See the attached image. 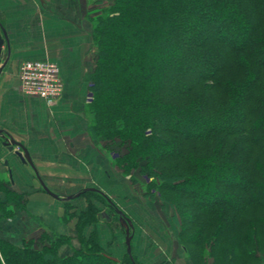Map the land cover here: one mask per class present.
Listing matches in <instances>:
<instances>
[{
    "label": "trees",
    "instance_id": "1",
    "mask_svg": "<svg viewBox=\"0 0 264 264\" xmlns=\"http://www.w3.org/2000/svg\"><path fill=\"white\" fill-rule=\"evenodd\" d=\"M198 1L202 9H191L194 0H114L107 14L93 21L98 60L86 76L93 94L90 138L118 139L126 149L119 165L156 178L162 193L179 195L171 203L180 216L182 209L192 210L182 235L202 257L212 255L218 264L259 262L264 260V0ZM198 15L196 24L185 25ZM216 17L223 24L213 23ZM239 23L248 29L230 33ZM190 185L217 187V199L183 203L184 191H193ZM88 193L115 209L100 192ZM250 207L263 214L252 211L247 218ZM84 257L118 264L87 249L75 258L60 257L45 237L22 246L0 238V264H82Z\"/></svg>",
    "mask_w": 264,
    "mask_h": 264
},
{
    "label": "crops",
    "instance_id": "2",
    "mask_svg": "<svg viewBox=\"0 0 264 264\" xmlns=\"http://www.w3.org/2000/svg\"><path fill=\"white\" fill-rule=\"evenodd\" d=\"M81 3L82 0H0V29L7 37L0 53V131L26 148L34 167L22 163L16 155L17 146L9 150L0 135V174L7 173L13 190L29 194L28 210L39 215L47 226L50 222L59 225V203L64 202L59 188L68 192L66 197L85 189L104 193L105 180L117 177L105 154L86 132L85 74L89 71L92 23L82 15ZM35 60L51 61L60 71L62 93L50 108L43 100L27 97L19 90L20 64ZM37 175L59 199L43 190ZM102 233L100 229L104 245L108 238L104 239ZM133 236L131 232V241Z\"/></svg>",
    "mask_w": 264,
    "mask_h": 264
},
{
    "label": "rangeland",
    "instance_id": "3",
    "mask_svg": "<svg viewBox=\"0 0 264 264\" xmlns=\"http://www.w3.org/2000/svg\"><path fill=\"white\" fill-rule=\"evenodd\" d=\"M113 4L114 0H88L87 2L82 0L81 13L88 23H93L100 16H105ZM194 5H190L191 9L196 8L197 5H200V9L203 8L202 2L198 0H194ZM203 14L205 13L201 15ZM198 19L199 15L195 16L192 21L186 22L185 25H194L198 22ZM213 23L221 25L223 20L216 17ZM246 29L248 28L245 24L239 23L237 31L229 30V32L240 35ZM92 32L93 27L91 36ZM203 33L202 31L199 35L203 36ZM91 46L92 49L87 53L88 73L95 69L98 60L97 48L93 45V42ZM88 73L85 74V80ZM92 100L93 94L88 84V92L86 93L88 103L86 132L89 138L91 136L89 128L93 123L89 114V106ZM52 106H48V108ZM92 143L105 154L109 162L108 165H111L116 172V178H109L108 181L104 179L105 183L103 182L102 189L106 193H100L114 205V208L122 212L131 221V232L134 235L130 243L131 260H134L137 264H218L212 255L202 257L204 252L186 243L187 240L182 233L185 227H188L187 220L192 219V210L182 209L184 216H180L181 212L171 203L172 200L179 197L177 193H162L154 186L155 183L153 182L157 183L156 178L140 174L139 169L126 171L119 165L118 160L124 157L126 149L118 139L108 142L95 140ZM16 149L20 151L19 147H16ZM6 174H0L1 239L22 246L25 241L33 242L38 237H45L48 247L55 248L58 255L63 258L69 256L75 258L87 249L112 257L117 260L118 264H130L127 258L129 255L126 252L119 215L107 205L106 200L100 195L84 192L77 199L65 200L59 203L61 214L59 225L50 222L47 226L44 222H41L39 215L28 210L29 194L15 189L14 191ZM228 183L231 185L234 182L229 181ZM188 189L193 191H184L186 194H182V202L185 204L200 202V197L206 198L209 204H213L217 199L215 193L217 187L198 188V186L190 185ZM196 189H201L204 194L198 193ZM74 191L75 189L69 192ZM58 192L64 197L68 193L62 188H59ZM249 210L245 214L247 218L252 216V211L260 214L263 212L258 207H250ZM20 215H23V217L20 218ZM30 225H32L31 229H29ZM100 229L104 232L102 233L104 239L105 237L108 238L104 245L99 236ZM192 231L191 234H194L193 237H195V233L198 231L196 225H194ZM191 237L189 236V238ZM182 245H185L189 252ZM207 254H210V252H207ZM82 264L101 263L84 257ZM245 264H264V260L259 262L249 260Z\"/></svg>",
    "mask_w": 264,
    "mask_h": 264
},
{
    "label": "built area",
    "instance_id": "4",
    "mask_svg": "<svg viewBox=\"0 0 264 264\" xmlns=\"http://www.w3.org/2000/svg\"><path fill=\"white\" fill-rule=\"evenodd\" d=\"M19 90L26 96L54 105L62 93V81L58 66L47 60L25 61L18 70Z\"/></svg>",
    "mask_w": 264,
    "mask_h": 264
},
{
    "label": "water",
    "instance_id": "5",
    "mask_svg": "<svg viewBox=\"0 0 264 264\" xmlns=\"http://www.w3.org/2000/svg\"><path fill=\"white\" fill-rule=\"evenodd\" d=\"M7 42V37H6V34H5V31L4 29H0V53H1V49H2V46L4 45V43ZM0 135L3 136L5 138V143L4 145L9 149V150H12L14 146H17L20 148V151H18L16 153V155L18 156V158L21 160L22 163H28L32 168L33 167V164H32V161L28 155V152L26 150V148H24L21 144L15 142L12 138H10L9 136H5L3 134L2 131H0ZM37 178L41 184V187L43 188V190L48 193L50 196L56 198V199H59V197L52 193L45 185L44 183L42 182V180L39 178V176L37 175ZM94 192V191H97L95 189H85L83 190L82 192H79L77 193L75 196H68V197H62L61 199L62 200H68V199H71L73 197H76L78 195H80L81 193L83 192ZM114 211L119 215V222H120V226L124 229V234H125V245H126V252L127 254L130 256L131 258V246H130V241H131V229H132V224H131V221L122 213L120 212L118 209H114ZM112 260L114 261H117L116 259L112 258Z\"/></svg>",
    "mask_w": 264,
    "mask_h": 264
}]
</instances>
